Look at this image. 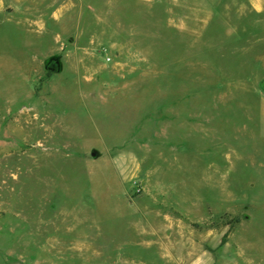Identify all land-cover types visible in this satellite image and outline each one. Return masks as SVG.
I'll return each instance as SVG.
<instances>
[{"label":"rangeland","instance_id":"rangeland-1","mask_svg":"<svg viewBox=\"0 0 264 264\" xmlns=\"http://www.w3.org/2000/svg\"><path fill=\"white\" fill-rule=\"evenodd\" d=\"M0 264H264V0H0Z\"/></svg>","mask_w":264,"mask_h":264},{"label":"crops","instance_id":"crops-1","mask_svg":"<svg viewBox=\"0 0 264 264\" xmlns=\"http://www.w3.org/2000/svg\"><path fill=\"white\" fill-rule=\"evenodd\" d=\"M78 2H84L85 1V4H87L88 8H92V5L95 6V5H98V3L100 1H107L108 3H115V2H120L122 4H126L127 6H130V5H133V4H137V3H147V2H150L152 0H72V3H77ZM57 20V19H56Z\"/></svg>","mask_w":264,"mask_h":264},{"label":"trees","instance_id":"trees-1","mask_svg":"<svg viewBox=\"0 0 264 264\" xmlns=\"http://www.w3.org/2000/svg\"><path fill=\"white\" fill-rule=\"evenodd\" d=\"M224 241H225V236H223L221 243H220V246L224 243Z\"/></svg>","mask_w":264,"mask_h":264}]
</instances>
